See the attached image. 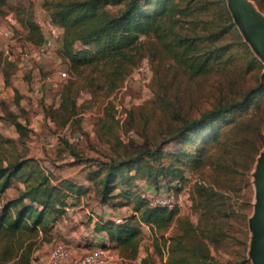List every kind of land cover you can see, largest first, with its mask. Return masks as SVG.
Wrapping results in <instances>:
<instances>
[{
  "label": "rangeland",
  "instance_id": "rangeland-1",
  "mask_svg": "<svg viewBox=\"0 0 264 264\" xmlns=\"http://www.w3.org/2000/svg\"><path fill=\"white\" fill-rule=\"evenodd\" d=\"M20 1L31 7L44 37L48 35L45 23L51 16L46 0ZM197 1L208 3L209 8L184 16L177 29L205 35L222 29L227 16L220 0L183 2ZM227 2L242 36L228 31L220 39L205 40L202 48L227 45V63L214 66L209 73L194 74L175 60L165 39L153 33L141 34L135 50L138 62L131 73L110 93L104 77L97 76L93 86L84 84L77 98L78 112L70 117L69 110L61 107L63 87L72 75L70 62L59 48L52 55L27 62L23 50L31 42H40L28 37L29 29L18 12L5 7V12L0 14V31L11 25L10 13L17 17L18 25L12 27L16 30L10 44L0 32V160L7 165L10 159L34 157L50 173L53 183L71 178L87 188L79 199L70 197L74 204L53 225L52 239L41 245L39 253L36 251L35 260L46 258L54 243L63 241L71 251L70 257L106 247L109 257L105 264H142L144 257H148V264H165L169 254L163 241L156 244L150 224L143 227L136 256L123 253L114 242L107 243L106 235L96 230V222L102 217L125 218L133 212V203L121 205L122 197L101 202L100 179L105 174V164L127 159L143 149L177 151L182 144L173 134L185 120L243 101L251 92L250 99L244 102L245 110L231 114L233 121L222 120L220 142L200 141L199 135L194 134L195 141L188 148L203 149V162L175 161L184 168L185 176L176 180L162 177L166 187L160 192L183 195L176 206L175 218L165 232L168 238L184 233L186 227L193 225L195 230L186 240L191 242L195 235L202 246L210 248V260L214 263L255 264L256 172L264 159V47L245 36ZM241 3L246 15L264 35V0H241ZM107 7L118 13L126 7V0ZM26 15L27 10L23 11V17ZM7 46L17 56L16 61L9 58ZM63 70L68 71L67 77L61 76ZM47 76L51 81L40 83ZM13 116L26 125V135L18 132L11 121ZM215 121L220 124L218 119ZM164 161L170 162V158L165 155ZM100 170L103 171L92 179L95 171ZM135 183L134 189L142 195L155 194L161 184L160 180L156 183L140 177ZM203 186L219 192H212V205L218 210L210 215L209 222L202 215L204 208L197 205L201 199L199 189ZM24 187L23 181L14 179L0 195V206Z\"/></svg>",
  "mask_w": 264,
  "mask_h": 264
},
{
  "label": "trees",
  "instance_id": "trees-1",
  "mask_svg": "<svg viewBox=\"0 0 264 264\" xmlns=\"http://www.w3.org/2000/svg\"><path fill=\"white\" fill-rule=\"evenodd\" d=\"M123 1L125 0H46L51 19L62 29L59 50L70 62L72 72L62 90L61 107L69 110L68 117L78 112L77 98L84 84L93 86L97 76L104 77L110 93L131 73L138 62L135 50L141 34L153 33L165 39L175 60L194 74L209 73L214 66L229 60L227 45H208L206 49H202L205 40L220 39L228 31L242 36L228 9L227 0H220V5L226 12V24L222 29L206 35L199 31L183 33L177 29L184 16L208 9L209 4L206 2L185 4L184 0H126V7L118 13L107 7L111 3ZM7 6L18 12L25 28L29 29L28 37L36 42L44 39L31 7H26L20 0H0V14L5 12ZM25 10L27 15L23 17ZM96 72L98 75H94ZM6 76L9 81V72ZM250 97L251 92L243 101L205 112L197 119L185 120L173 134L178 143L182 144V148L177 151L164 153L159 148L143 149L127 159L106 162L103 169L105 174L100 179L101 202L122 197L121 205L133 203V212L120 222L116 218L102 217L96 222V230L105 232L111 242L120 246L123 253L136 256L140 249L144 223H147L152 226L156 244L163 241L169 254L165 264L214 263L210 260V248L204 243L202 246L195 235L191 242L186 240L188 234L195 230L193 225L186 227L184 233L170 238L166 236L165 232L171 226L177 208L151 205L146 196L134 189L137 185L135 179L140 177L157 183L162 177L175 180L184 177V168L175 161L203 162V149L191 151L188 148L195 141L194 134L199 135L197 140L200 141L220 142L222 120L230 122L231 114L245 110L247 105L244 102ZM19 101L20 97L17 102ZM11 121L21 135L27 134L26 125L17 116H13ZM165 155L170 158V162L164 161ZM171 157L174 160L172 162ZM133 169L134 173L131 172ZM103 170L95 171L92 179ZM14 179L23 181L25 187L17 196L7 199L0 206V264H32L36 251L45 241L52 239L53 225L67 212L66 206L74 204L70 197L79 199L87 192V188L71 178L53 183L50 173H46L40 161L34 157L10 159L7 165L0 160V195L12 185ZM199 191L201 199L197 205L204 208L202 215L209 222L210 215L218 210L212 205L213 193L219 192L208 186L201 187ZM159 250L163 252L160 248ZM148 263V257H144L142 264ZM214 264L227 263L216 261Z\"/></svg>",
  "mask_w": 264,
  "mask_h": 264
},
{
  "label": "built area",
  "instance_id": "built-area-1",
  "mask_svg": "<svg viewBox=\"0 0 264 264\" xmlns=\"http://www.w3.org/2000/svg\"><path fill=\"white\" fill-rule=\"evenodd\" d=\"M8 19L10 21L9 26H6L3 28V31H0L8 40L9 39V44L10 41H12L14 37V30L15 28H12L13 25L17 27L18 25V19L17 17L10 13L8 15ZM45 26L48 30V35H46L43 39L42 42L40 43H30L25 47L23 50V58L27 61L30 62V59H35V58H42V57H47L49 55H52L56 52V50L60 46V40L62 38V29L61 27L54 22L52 19H49L47 23H45ZM6 53L9 55L10 59H13L14 61L17 60V56L11 52V47L7 46L5 49ZM144 70H147V68H143ZM62 77H67L68 76V71L63 70L61 72ZM45 81L50 82L51 77L47 76L46 79H41L40 83H44ZM39 83V81H37ZM40 87V86H39ZM37 92V91H36ZM163 190L157 191L155 194L152 195H146V196L151 205H167L170 207H176L182 200V193L178 194H162ZM159 192V193H158ZM67 210L71 209V206L68 205L66 206ZM116 220L118 222L123 221V217H117ZM147 223H144V225ZM108 251L106 248L103 247H97L94 248L90 251H87L83 253L82 255L78 256H72L70 257V249L66 243L63 241H57L54 243L53 248L50 252V254L46 257L43 258L42 260H33L32 264H105L108 262Z\"/></svg>",
  "mask_w": 264,
  "mask_h": 264
},
{
  "label": "water",
  "instance_id": "water-1",
  "mask_svg": "<svg viewBox=\"0 0 264 264\" xmlns=\"http://www.w3.org/2000/svg\"><path fill=\"white\" fill-rule=\"evenodd\" d=\"M230 8L235 20L242 29L245 36L264 47V35L261 34L251 19L246 15L241 0H229ZM257 188V215L254 223L255 241L253 246V257L255 264H264V159L258 165L256 172Z\"/></svg>",
  "mask_w": 264,
  "mask_h": 264
},
{
  "label": "crops",
  "instance_id": "crops-1",
  "mask_svg": "<svg viewBox=\"0 0 264 264\" xmlns=\"http://www.w3.org/2000/svg\"><path fill=\"white\" fill-rule=\"evenodd\" d=\"M164 182L165 181H160V190H163V189H165V187H166V185L164 184ZM105 235H106V239H105V241L107 242V243H110V239H109V236L105 233V232H103ZM105 238V237H104ZM40 251L38 250V253H39ZM40 260H42V259H40Z\"/></svg>",
  "mask_w": 264,
  "mask_h": 264
}]
</instances>
